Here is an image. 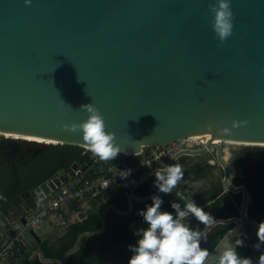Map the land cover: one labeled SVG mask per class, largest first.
<instances>
[{
    "label": "water",
    "instance_id": "water-1",
    "mask_svg": "<svg viewBox=\"0 0 264 264\" xmlns=\"http://www.w3.org/2000/svg\"><path fill=\"white\" fill-rule=\"evenodd\" d=\"M213 3L32 0L25 6L23 0H0V133L88 149L81 132L70 128L87 119L81 106L93 104L104 119L105 131L114 133L120 154H137L145 147L192 136L210 139L204 148L183 151L167 164L216 149L224 193L240 194L242 203L239 216L206 224L203 232L207 236L219 224H234L225 237L238 235L259 257L264 244L260 249L253 245L264 236V228L249 217L251 193L245 184H233L235 174L215 140L264 144V0H231L233 28L222 43L211 27L209 5ZM233 120L247 123L231 128ZM224 127L230 128L229 134L221 133ZM33 143L38 152L50 146ZM93 156L89 149L65 174L23 193L22 223L45 196L73 179ZM147 178L141 175L138 185ZM170 193L130 195L127 212L109 205L101 229L82 233L63 259H46L38 250L27 264H33L36 256L43 263L61 264L80 248L84 237L105 231L109 210L128 216L134 201ZM93 212L88 208L75 213L71 222L79 223ZM0 232L7 234L4 229ZM219 245L208 264H216Z\"/></svg>",
    "mask_w": 264,
    "mask_h": 264
},
{
    "label": "trees",
    "instance_id": "trees-1",
    "mask_svg": "<svg viewBox=\"0 0 264 264\" xmlns=\"http://www.w3.org/2000/svg\"><path fill=\"white\" fill-rule=\"evenodd\" d=\"M11 143H16V141L8 139L2 143L1 146L4 145L7 151L13 153L11 157H15L17 160L21 159L22 161H28L29 166L24 168V170L30 174H27L30 178L28 180L34 178L32 180L34 181L36 178L38 182H36L35 186H32V188L18 189L19 186L24 183L22 182V178L18 175L20 173L18 164L12 163L13 174L18 176L13 177L14 179H12V185L14 188L7 189L8 191L5 194L7 200L10 197L18 195L24 189H27V191L33 190L34 187H38L40 184L53 178L58 174V172L62 170L67 171L75 162L80 160L86 152L84 147L69 144L50 145L43 151L38 152L37 150L39 149V146L33 143L31 148H36V152H31L28 154L26 150H22L21 153H17V150L20 149V147H13L11 146ZM250 151L259 152V150L253 148H245L239 152V156L236 158V164L239 168V171L234 182L236 185L245 184L248 188V191L253 194L255 197V203L249 208V217L256 219L260 225L264 227V207H257L256 204L259 200V191L264 187V167L259 171L252 165L253 159L250 155ZM11 161L13 162V159ZM87 163L92 164V161H85L82 166H85ZM211 170L212 166L207 162L197 163L196 165L187 168V171L193 174L196 178L206 177V175L209 174ZM256 176L259 177L257 180L255 179ZM154 179L155 177L152 175L137 187H134L133 185H129L127 187L117 186L115 188L118 190L117 194H113L112 189L92 199L91 204L93 206L92 209L94 212L83 221L79 223H73L69 226L68 232L63 239V244L61 247L55 248L54 246L48 245V243L41 246L45 257L56 260L63 259L66 253L75 246L78 237L82 233L99 231L101 229L102 213L105 207L114 204L118 208L126 211L128 208L125 195L126 193L134 192L140 196H148L157 192L156 188L153 186ZM6 180H9V178H6ZM186 189L187 187L185 186L179 187L173 193L168 203H163L166 205L168 211H172L170 208L171 201H176L181 204L184 203V200H181L177 193L185 194L186 198L192 197L201 207L213 202L220 195H222V193H224L223 187L220 186L209 193L211 198L209 201H201V198L204 197L203 194L191 195L190 193H185ZM11 192H13V194H11ZM3 198L5 199V197ZM119 199H121L123 202H119ZM241 202V197L236 198V200L229 198L226 200L225 198L224 200H217L212 208H208L207 210L213 212L211 216L215 219L214 221L218 219H230L232 217L239 216ZM146 204L147 203L145 202L137 203L135 205L134 212L128 216H122L117 214L114 210H109L106 216L105 231L95 236L84 237L81 241L80 248L76 252L72 253L69 258L61 264H109L110 261L108 259L114 257L117 254L120 257H124L127 250L126 246L134 244L137 239V237L134 235L135 230L139 227H146L142 217L138 215V211L143 209ZM77 208L78 207L76 204L71 207L73 210L72 212L76 211ZM70 214L65 215L67 220ZM193 221L194 228L199 227L202 230L204 229L203 225L199 221L196 219H193ZM234 227V224H219L206 236V239L202 241L201 246L208 249L209 257L219 245L221 240L225 237V235ZM20 254H22V252H17V254L12 257V259L15 260ZM239 254L242 256L251 257L253 261L256 260V256L254 257V250L248 241H245L243 246L239 249ZM27 261L28 259L25 261L23 260L20 264H27ZM33 264L57 263H42L37 258L34 260Z\"/></svg>",
    "mask_w": 264,
    "mask_h": 264
},
{
    "label": "clouds",
    "instance_id": "clouds-1",
    "mask_svg": "<svg viewBox=\"0 0 264 264\" xmlns=\"http://www.w3.org/2000/svg\"><path fill=\"white\" fill-rule=\"evenodd\" d=\"M25 6L32 4V0H23ZM231 0H215L209 5L212 15L211 27L215 37L222 43L227 39L233 28V13ZM81 109L88 113V117L78 125H71L70 130L77 129L82 134L85 146L101 160H112L120 149L114 144V133L105 131V122L93 104H85ZM247 121L231 122V128L246 124ZM222 134H229L230 128L224 127ZM155 177L153 186L157 192L170 193L184 176L181 165L163 164L153 172ZM184 203L170 202L172 211L162 209L164 203L159 195L151 196V203L138 211L146 227H139L134 235V244L128 245L131 255L128 264H208L209 251L201 246L206 239L205 233L199 227H192L185 222L186 217H193L202 224H208L215 219L198 205L192 197L177 193ZM259 242L253 247L260 249L264 244V236H258ZM244 241L236 238L230 241L228 236L219 245L221 249L216 258V264H264V251L257 260L242 256L237 248L243 246Z\"/></svg>",
    "mask_w": 264,
    "mask_h": 264
},
{
    "label": "built area",
    "instance_id": "built-area-1",
    "mask_svg": "<svg viewBox=\"0 0 264 264\" xmlns=\"http://www.w3.org/2000/svg\"><path fill=\"white\" fill-rule=\"evenodd\" d=\"M206 145L201 141L187 138L170 144L145 147L137 154L119 153L112 160H99L97 156H93L90 160L92 164L81 165L73 179L66 183L62 182L26 214V224L21 221L13 224L17 227L0 245V264L17 254L32 231L41 232L50 217L60 213L72 214L71 207L75 204L78 207L75 213L93 208L91 200L98 195L117 186H128L133 181L138 183L141 175L152 176L156 168L162 163L167 164L179 153L200 149ZM88 150L86 149L85 154Z\"/></svg>",
    "mask_w": 264,
    "mask_h": 264
},
{
    "label": "crops",
    "instance_id": "crops-1",
    "mask_svg": "<svg viewBox=\"0 0 264 264\" xmlns=\"http://www.w3.org/2000/svg\"><path fill=\"white\" fill-rule=\"evenodd\" d=\"M1 154H3V155H1ZM0 155H1L0 156V215H1V213H3L2 215L4 216V217L2 216V218L0 217V227H1L0 229L7 230V234L5 236L4 235L2 236V232H0V245H1L7 239V237L10 235V233L14 230V228L17 227V226L15 227L13 224H15L17 221H21V219H22L21 211H22V202L24 201V199L22 198L21 195L27 191V189H24L23 191H25V192L22 191L18 195H15L14 197H10L7 200V197L5 196V194L8 191L7 189L8 188L9 189L14 188L12 185V183H13L12 179H14L13 177H16L19 175L22 178V182L24 184L20 185L18 189L32 188V186H35V184H36V182H38V180L36 178L34 181H32L34 178L31 180H28L30 178L25 179L24 176L27 174L28 175H30V174L26 170H25V172L22 170L29 166L28 161H26V160L22 161L21 159L17 160V158L11 157L13 155V153L7 151L5 146L4 145L1 146V144H0ZM206 157L207 156H205V155L204 156H185V157H182L176 163V164L181 165L182 170L184 172V176H183L182 180L180 181L177 189L179 187L185 186V187H187V189L185 190V193H190L191 195L203 194L204 197L201 198V201H209L211 199L209 193L211 191H213L215 188H218L220 186L223 187L224 172L222 171V169L220 167H218L215 164V161L212 158L207 157L209 160H206ZM12 159H13V162L11 161ZM202 162H207L208 164H210L212 166V170L209 172V174L206 175V177L196 178L193 174H191L189 171H187V168L192 167V166L196 165L197 163H202ZM12 163L18 164L19 169H20V173L16 176L13 174V170H12L13 164ZM231 170H232V172L235 171V173H234L235 175L232 179L233 184H235L234 181L236 178V169H234L233 162L231 165ZM61 172L63 174H65V171H63V170L58 172V174ZM23 173H25V174H23ZM6 178H9V180H6ZM258 178H259L258 176L255 177L256 180ZM141 183H139V185ZM129 185H133L134 187H137L138 183H137V181H133ZM124 187H127V185H125ZM36 188H37V186L34 187V189L31 191L36 190ZM115 188L116 187L112 188L113 190L111 189L113 194H117V192H118V190H116ZM175 191H173L172 193H170L168 195L162 196V199H163L165 204L168 203V201L170 200V198L172 197V195ZM11 194H13V192H11ZM125 195H126V202H127V206H128L127 210L124 211L115 205L122 212H127L129 210V200L128 199H129L130 195L140 196L134 192L126 193ZM3 197H5V199ZM238 197H241V201H242V196L240 194L232 195L229 193H222V195H220L216 200H214L211 203L204 205L202 208H204V210L206 212H208L210 215H212L213 212L209 211L207 209L212 208V206L215 204V202L217 200L218 201L224 200L225 198H226V200L228 198L236 200V198H238ZM251 198H252V202H251L250 206H252L255 203V197L253 196L252 193H251ZM260 199L261 198L259 197V202L257 201V203H256L257 207H263V203H260ZM120 201H121V199H119V202ZM121 202H123V201H121ZM137 203H140V202H137V201L133 202L132 213L134 212L135 205ZM145 203L150 204L151 200L145 201ZM124 206H125V204H124ZM161 207H162V209L167 210L166 205L162 204ZM75 212H77V211L72 212V214L69 216L68 220L65 218V215H63L61 213L56 214V215L50 217L49 219H47L45 226H44V229L41 232L35 233L36 236H34L30 233V237H28L25 245L18 251V253L22 252V254L18 255L15 260H13L11 258L10 260H8L9 262L5 261L1 264H20L23 260L25 261L27 259L29 261L31 255L34 252H36L38 250H41L43 252L41 246L43 244H46V243H48V245L54 246L55 248L61 247L63 244V239L68 232L69 226L71 224H73L71 222V220H72V217L75 214ZM107 214H108V212H107ZM107 214H106V216H107ZM6 219H8L9 222H7ZM193 219H195V218H193L191 216L186 217L185 222L189 223L192 227H194ZM10 221L11 222L14 221V222L10 223ZM202 225H203V227L206 226V224H202ZM105 229H106V224H105ZM237 236L236 235L232 236L230 238V241H234L237 238ZM126 247H127V250L125 252V256L120 257L117 254L114 257L108 259L110 261L109 264H128V260H129V257L131 255V252L128 250V246H126ZM239 249H240V247H238L236 249L238 253H239ZM254 254H255L254 257L256 256V260H257L258 255L255 252H254ZM43 255H44V252H43ZM37 258L39 259L38 256L35 257V259H37ZM44 258H46L45 255H44ZM46 259H48V258H46Z\"/></svg>",
    "mask_w": 264,
    "mask_h": 264
},
{
    "label": "bare ground",
    "instance_id": "bare-ground-1",
    "mask_svg": "<svg viewBox=\"0 0 264 264\" xmlns=\"http://www.w3.org/2000/svg\"><path fill=\"white\" fill-rule=\"evenodd\" d=\"M0 136H3L5 138H9V139L11 138L14 140H22V141L35 142V143H43V144H50V145H53V144L56 145L57 144V142L50 141V140L43 139V138H39V137L22 136V135H15V134H9V133H0ZM191 139L193 141H201L204 144H207L210 141V139H203V138H200L199 136H192ZM223 143H227V145H231V146H239V145L256 146V145H259V146L264 147V144L242 143V142L222 140V139H216L215 140V144H217V145H222ZM223 156H224L223 157L224 160L226 161V163L229 165V167L231 169L232 154L230 153V151L228 152L226 149H224Z\"/></svg>",
    "mask_w": 264,
    "mask_h": 264
},
{
    "label": "rangeland",
    "instance_id": "rangeland-1",
    "mask_svg": "<svg viewBox=\"0 0 264 264\" xmlns=\"http://www.w3.org/2000/svg\"><path fill=\"white\" fill-rule=\"evenodd\" d=\"M6 140H8V139L5 138V137H3V136H0V144L4 143ZM11 140L12 141H16V143H11L12 144L11 146H13V147H16V146H18V145H20L22 143L21 146H20V149H19L20 150V153L22 152V150L24 151V150H26L28 148H31L32 147V144H33V142H28V141L14 140V139H11ZM221 146L223 147V149H226L228 152L230 151V153L232 154V157L233 158L235 157V155H236V153L238 151L244 150L245 148H253V149L264 150V147L263 146H259V147H257V146H245V145L244 146H242V145H239V146H231V145H227V143H223ZM250 155H251V157L253 159L252 162H254V164H255V162H256V159H255V156H256L255 155V151H250ZM208 156H209V158H215V156H216V149L212 150L211 153ZM261 161L262 162L260 164L257 163L256 168H260V166L264 165V159H262ZM257 170H259V169H257ZM261 197H262V201L260 200V202L263 203V207H264V191H262Z\"/></svg>",
    "mask_w": 264,
    "mask_h": 264
},
{
    "label": "flooded vegetation",
    "instance_id": "flooded-vegetation-1",
    "mask_svg": "<svg viewBox=\"0 0 264 264\" xmlns=\"http://www.w3.org/2000/svg\"><path fill=\"white\" fill-rule=\"evenodd\" d=\"M19 147L21 146V144L20 145H18ZM17 146V147H18ZM242 146H244V145H242ZM204 148V147H203ZM200 149H202V148H200ZM198 150V149H197ZM257 150H259V149H257ZM38 151V150H37ZM26 152L29 154V153H31V152H36V148H28V149H26ZM223 152H224V149H223ZM239 152H241V151H238L237 153H236V155H235V157L233 158L232 157V162H233V165H234V169H236V176H237V174H238V171H239V168H238V166H237V164H236V158L239 156ZM17 153H20V150L18 149L17 150ZM255 159H256V162H255V164H254V162H252V165L254 166V167H256V165H257V163L258 164H260L262 161V159H264V150H259V152H255ZM202 156H204V155H202ZM205 156H207L208 158H209V156L208 155H205ZM206 157V160H209L208 158ZM214 161H216V159L215 158H212ZM215 164H216V162H215ZM264 167V165H262V166H260V168H257V169H259V171L260 170H262V168ZM22 171H24L25 172V170L23 169ZM234 173H235V171H234ZM25 177V179H28L29 177L27 176V175H25L24 176ZM55 177V176H54ZM47 182V181H46ZM45 183V182H44ZM43 184V183H42ZM41 185V184H40ZM262 191H264V188H262V189H260V191H259V194H258V196L261 198L260 200L262 201V197H261V193H262ZM258 202H259V200H258ZM261 203V202H260Z\"/></svg>",
    "mask_w": 264,
    "mask_h": 264
}]
</instances>
